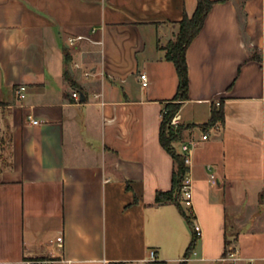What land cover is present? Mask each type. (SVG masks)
<instances>
[{
	"label": "crops",
	"instance_id": "0c3cea01",
	"mask_svg": "<svg viewBox=\"0 0 264 264\" xmlns=\"http://www.w3.org/2000/svg\"><path fill=\"white\" fill-rule=\"evenodd\" d=\"M196 6L0 0V264H230V253L264 264V56L249 59L264 51V0H215L186 51L180 142L200 141L191 223L202 234L156 201L175 169L160 142L179 83L164 46ZM214 106L224 119L205 129Z\"/></svg>",
	"mask_w": 264,
	"mask_h": 264
},
{
	"label": "trees",
	"instance_id": "16d2710c",
	"mask_svg": "<svg viewBox=\"0 0 264 264\" xmlns=\"http://www.w3.org/2000/svg\"><path fill=\"white\" fill-rule=\"evenodd\" d=\"M215 0H197L196 9L191 17L184 15L183 19L179 22V28L175 38L168 41L164 46L166 59L172 61L176 67L179 78L178 90L172 101L167 102L165 105V112L160 130V142L163 147L172 155L175 162V169L172 178V189L169 191H160L156 194V201L160 203L172 202L175 203L187 221L191 223V215L182 207L180 203V187L183 177L187 171V166L184 163L183 156L177 152L174 144L180 142L183 136V131L188 126L178 125L171 126L170 121L172 117L180 110L182 102L187 99L189 91V74L188 64L186 60V51L204 26L206 17L210 12ZM257 48L249 56V59H261L262 56L255 53ZM264 56V55H263ZM224 119V113L221 108H212V116L209 122L202 125L203 128L212 126L215 122ZM194 238L188 246L185 257H190L195 248ZM184 264V261L181 263Z\"/></svg>",
	"mask_w": 264,
	"mask_h": 264
},
{
	"label": "built area",
	"instance_id": "2783aa9c",
	"mask_svg": "<svg viewBox=\"0 0 264 264\" xmlns=\"http://www.w3.org/2000/svg\"><path fill=\"white\" fill-rule=\"evenodd\" d=\"M81 37L77 38H70L69 41L71 43L74 42L76 39H80ZM141 80H142V85L146 86L148 84V79L145 73H142L140 75ZM25 91H26V86L25 85H20L18 88H16V92L19 96L20 99H23L25 97ZM73 97L78 98V92L74 91L73 92ZM219 104V102H217ZM165 112V109H164ZM28 120L33 123V124H38L39 120L35 119L31 114L28 115ZM172 126H178L180 122V115L177 112L171 119L170 121ZM208 138L207 134H203L202 140H206ZM199 140L190 138L186 141L180 142V152L181 155L183 156L184 163L187 166V171L183 177L181 187H180V203L185 208L188 214L193 215V185H192V178H191V172H190V166H191V152L192 149L199 144ZM175 145V144H174ZM176 148V147H175ZM210 178L213 182L216 181V177L214 174L210 175ZM192 229L194 232L195 237H198L202 234V229L201 226L196 223L195 221L192 223ZM190 257H185L184 259L187 260ZM225 260H228L230 264H234L236 261V256L234 253L228 254L225 258ZM149 260L151 261H156L157 260V252L155 249H150L149 251ZM50 264V261H41V260H26L25 264Z\"/></svg>",
	"mask_w": 264,
	"mask_h": 264
},
{
	"label": "rangeland",
	"instance_id": "374dc122",
	"mask_svg": "<svg viewBox=\"0 0 264 264\" xmlns=\"http://www.w3.org/2000/svg\"><path fill=\"white\" fill-rule=\"evenodd\" d=\"M255 53L256 54H258V55H261V56H263L264 55V51H261V50H259V49H257V51H255ZM170 125H171V123H170ZM179 125H183V126H188L189 127V125H184V124H179ZM172 126V125H171ZM175 127V126H174ZM184 132V131H183ZM176 144V143H175ZM177 150V149H176ZM183 261H179L177 264H181Z\"/></svg>",
	"mask_w": 264,
	"mask_h": 264
}]
</instances>
